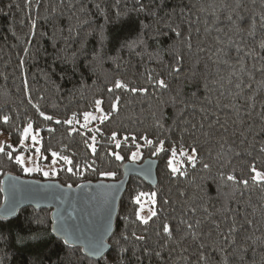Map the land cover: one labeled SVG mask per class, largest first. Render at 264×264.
Instances as JSON below:
<instances>
[{"label": "trees", "instance_id": "1", "mask_svg": "<svg viewBox=\"0 0 264 264\" xmlns=\"http://www.w3.org/2000/svg\"><path fill=\"white\" fill-rule=\"evenodd\" d=\"M140 3L146 5L144 12L138 10ZM228 15H232L231 21ZM261 16L264 0H32L30 5L27 0H0V133L18 147L13 157L30 154L33 148L21 146L20 141L24 128L31 124L39 135L41 161L51 163L55 152L60 162L56 176L46 179L40 174L26 175L14 159L0 153V206L3 179L9 174L71 187L120 180L123 166L131 162L135 150L133 136L142 145L143 155L137 163L158 161L154 187L130 178L103 258H90L79 247L65 246L52 229V209L26 207L10 218H0V264H116L120 247L127 249L123 264H197L199 249L185 232L182 219L203 221L204 233L212 229L211 238L205 234L204 241H218L215 246L226 249L213 253L215 264H264V186L250 180L248 188H234L231 182L219 179V173L233 169L238 177L249 179L252 165L264 172V152L260 151L264 146ZM166 25L179 26L185 37L190 34L191 50ZM142 33L146 46L131 52L120 50L125 40ZM237 46L246 65L247 74L242 77ZM244 52L250 55L244 56ZM178 54L183 55L184 63L175 74L171 66ZM234 71L236 75H232ZM149 74L165 79L168 88H153L147 82ZM238 77L244 82L240 89L235 87ZM116 79L129 87L149 88L150 94L133 95L121 89L109 93L107 89ZM116 97L119 103L113 111ZM96 100L102 101L100 107L108 119L84 127V114L96 110ZM41 112L53 119L45 120ZM4 115L10 117L6 124ZM144 136L154 142L163 139L165 151L153 156L152 149L144 146ZM192 146L198 149L201 161L211 165L209 170H203L200 162L196 168L187 164L181 151ZM173 149L174 163L183 166L186 176L174 177L167 168ZM117 152L123 160L115 159L112 153ZM64 156L71 165L59 159ZM69 167L72 172L67 171ZM108 172L115 177L102 175ZM139 192L156 193L158 216L148 225L137 221L139 205L131 202ZM141 202L144 208L153 207L147 197ZM191 207L197 210L195 216ZM233 220L243 227L234 235L236 243L229 246L217 236L213 222L227 232ZM164 222L177 229L171 241L156 234ZM133 232L144 235L145 240L136 241ZM35 233L42 236L40 242H18L20 236Z\"/></svg>", "mask_w": 264, "mask_h": 264}, {"label": "snow or ice", "instance_id": "2", "mask_svg": "<svg viewBox=\"0 0 264 264\" xmlns=\"http://www.w3.org/2000/svg\"><path fill=\"white\" fill-rule=\"evenodd\" d=\"M31 2H32V0H27V3L29 5L31 4ZM138 2H139V0H138ZM150 2H152V0H150ZM97 7H99V6L97 5ZM237 7H239V4H237ZM138 10L140 12H144L146 10V5L143 3H140V7ZM152 15H155V13L153 12ZM227 19L229 21H231L232 15H228ZM260 19L262 22H264V16H261ZM84 23H87V21H84ZM255 25H256V21L253 20L252 25H251L253 30L255 29ZM31 27L33 30L36 28L35 21L32 22ZM147 27H148L147 25H142V28H147ZM166 27L169 29V31L171 33L174 34V36L176 38L184 40L188 49L191 50L192 43H191V35L190 34L187 37H185L183 35V33L179 30V26L173 28L170 25H166ZM72 31H73V29L70 27L68 29L70 38H71ZM31 35L34 36L35 31H32ZM159 35H163V33L161 32V33H159ZM102 39H106V37H102ZM141 45L146 46V42L143 38V33L141 35L137 36L135 39L125 40L120 45V50L127 48L131 52V51L135 50V48H137L138 46H141ZM260 47L262 50H264V43H262L260 45ZM241 51L242 50L239 48V46H237L236 52H237L238 64H239L238 71L242 77L244 74H247V73H246V65L244 63V60L242 57L239 56ZM27 53H28V49L26 48L25 54H27ZM248 55H250V52H244V56H248ZM116 58L118 59L119 55ZM261 59H264V57H261ZM175 60H176V63L171 66V71L175 74H179L182 70V67H183L184 57H183V55L178 54L175 57ZM23 64H24V61L21 60L20 66L23 67ZM232 75H236V71H234L232 73ZM241 77H238V82L235 85V87L237 89H240L244 83L243 79ZM251 78L252 77L249 75V79H251ZM147 82L153 88H157L160 90H165L168 88V83L166 82L165 79H163V78H155L154 79L151 74L148 75ZM229 83H232L231 79H229ZM206 87H207V85H206ZM248 87H251V85L249 84ZM25 88L27 89V81L26 80H25ZM114 89H121L124 91H130L133 95L140 94L143 96H147L150 94L149 88L129 87V84L126 83L125 81H122L121 79H116L113 82L112 87H109L107 89V91L109 93H112L114 91ZM29 103H31V99H29ZM101 103H102L101 100L95 101L96 109L98 111H101V113H102V115L99 117V119L101 120V122H103L104 120L108 119V115L103 114V110L100 107ZM118 103H119V97H116L115 103L112 104V110L113 111L117 110ZM33 107L37 108V111H39V108L37 105L34 104ZM201 111H203V109H201ZM40 115L43 116L45 120H52L53 119L52 116L44 115V113H42V112L40 113ZM9 119H10V117L7 115H4L2 117V121L5 124L9 121ZM95 119H97V117L92 116L91 114H88V113L84 114V120L86 122L89 120H95ZM216 122L219 123V120H217ZM56 123H60V121L57 120ZM66 123L72 124V120H68V121H66ZM84 127H87L86 123H85ZM192 127H193V129H195L196 125H192ZM200 127L203 128L204 125L201 124ZM221 127H224V126L221 125ZM31 129H32L31 124H29L26 128H24L23 134L21 137V141H20L21 146H23L24 140H26L29 137ZM49 131H51V129H49ZM73 131H75V129H73ZM97 131H99V129H97ZM225 131H227L226 128H225ZM0 134H2V133H0ZM115 138H116V136H115V134H113L112 139L115 140ZM92 139L95 140V136H93ZM124 139H125V141L129 140L128 137H125ZM142 139L144 141V146L152 149V155L153 156H158L160 153L165 151V141L163 139H159L155 142L152 139H149L147 136L142 137ZM31 140H32L33 145H36L39 143L36 135H32ZM131 141L134 144L135 150L131 152V155L129 158L133 162H136L138 159L142 158V155H143V153L141 151L142 145L139 142H137V138L135 136L131 137ZM116 147L119 148L120 144L117 143ZM6 148L10 149V150L5 152ZM260 151L264 152V146H262L260 148ZM14 152H17V149L14 148L12 145L0 144V153L6 154L8 159H10V160L14 159L15 163L18 164L24 170L25 173L42 171L38 166L26 167L24 156L23 155H16L15 157H13ZM35 152L37 155H39L40 154V148L37 147L35 149ZM92 152L95 153V147H92ZM112 154L115 156V159L118 161H121L124 159V157L121 156L118 152L112 153ZM181 155L183 157H185L187 164L191 168H196L198 162L201 163V167L203 170L207 171L211 168V165L209 163L201 161L199 151L195 146H192L189 151H181ZM175 156H176V151L173 149L172 150L173 159H169L167 161V168L170 170V173L174 177L177 175H179L181 177L186 176L187 172L183 169V166L181 165L178 167L174 163ZM57 157H58V154L53 152L52 153V161H51V163L53 165H55L57 163ZM59 159H62L63 162L67 165L72 164V161L66 156L59 157ZM32 162L33 161L31 159V157H29L28 163H32ZM93 170H95V169H93ZM67 171L72 172V167H69L67 169ZM141 171L144 173H147V171H149V170L141 169ZM250 172H251L250 178L245 179L242 177H238L235 174V169H233L229 173H224V172L219 173V179L225 183L231 182V185L234 188H239L240 186H243L244 188H248L250 180L255 185L264 186V172L257 170L255 165L250 166ZM42 174L45 178H48L50 176L49 171H43ZM51 175L55 176L56 172L52 171ZM102 175L112 177V178L115 177V173H112V172L102 173ZM68 187L71 188V185H69ZM108 187L115 188L116 186L110 185ZM142 197H147V199L150 200L151 204L153 205L152 208H149L147 216L141 214L144 211V204L141 202ZM12 199H13V204L11 206H0V218H3V217L10 215L15 210V195H13ZM131 202L135 205H139V209L135 213L137 221H139L143 225H148L150 221L154 222V218L158 216V213L155 210V205H156V193L155 192H153L151 194L139 192L135 196L132 197ZM164 203L167 204L168 201H164ZM189 211L191 212V214L193 216H195L197 210L195 207H191L189 209ZM204 211L207 213L206 208L204 209ZM211 215H212L211 213H208L209 217ZM70 217H71V214H69L68 217H60L59 215L57 216L56 225H55L53 231L58 236V238H60L62 240V242L64 243V245L68 246V247L75 246L77 244V242H80V247L82 248L83 251H85L86 255H88L89 257L103 258L104 254H105V247H106L105 237L109 236L110 234H113V233H111L112 209L109 207H105L103 209L102 217L97 219V220H94V221L90 220L86 226L70 224L69 223ZM180 223L182 225H184L185 232L187 233L188 236H190L192 238V241L197 245V247L199 249L197 264H215V257L213 255V253L218 254L220 252L226 251V249L222 245L219 247L215 246L219 243L218 241H213L212 243H206L204 241V239L202 238L203 235L206 234L209 238H211L212 229L210 228V230L207 231V233H204L203 229H202L203 221L198 220V219L195 221H189V220L182 219L180 221ZM247 223L249 225H251V221H247ZM242 227H243V225L238 226L237 223L235 222V220H233V223L228 227L227 232H225L221 229L220 223L213 222V228L216 231L217 236L221 237L224 242H227L229 244V246L234 245L236 243V241L234 239V235ZM176 232H177L176 228H174L170 223L164 222L161 224V226L158 229L156 234L158 236H162L167 241H171L175 238ZM121 235L123 236V234H121ZM132 236L134 237V239L136 241H144L145 240L144 235L137 234L136 232H133ZM41 239H42V236L39 233H35V234H28V235L20 236L18 242L25 243V242L31 241L32 243H38L41 241ZM123 239L126 240V239H128V237L123 236ZM117 244H119V241H117ZM126 251H127V249L123 248V247H120L118 249L119 256H118V259L116 261V264H123V253H125ZM185 251H187V249H185ZM145 254H147V249H145ZM155 255L159 257L160 252L156 251ZM225 264H226V261H225Z\"/></svg>", "mask_w": 264, "mask_h": 264}, {"label": "water", "instance_id": "3", "mask_svg": "<svg viewBox=\"0 0 264 264\" xmlns=\"http://www.w3.org/2000/svg\"><path fill=\"white\" fill-rule=\"evenodd\" d=\"M157 167L158 161L153 159L145 160L142 163L127 162L123 166V177L120 180L85 183L71 188L57 181H39L6 175L3 179L4 200L2 206H11L13 195H15V210L5 218L14 216L23 208L34 207L36 209H52V229L56 225L58 215L68 217L69 214H71L70 224L86 226L90 220L101 218L103 209L109 207L112 209L111 233H113L120 200L127 189L130 178H139L154 187L157 183ZM141 169L149 171L144 173ZM110 185L116 187L110 188L108 187ZM111 236L112 234L105 237V254L109 250L108 241ZM74 247L81 248L80 242H77ZM83 252L86 255L85 251ZM90 258L98 259L97 257Z\"/></svg>", "mask_w": 264, "mask_h": 264}, {"label": "rangeland", "instance_id": "4", "mask_svg": "<svg viewBox=\"0 0 264 264\" xmlns=\"http://www.w3.org/2000/svg\"><path fill=\"white\" fill-rule=\"evenodd\" d=\"M89 114H91L92 116H95V117H97V119H95V120H89V121H84L83 122V124L85 125V123L86 124H89L90 122H93V121H96V120H100L99 119V117L102 115V113H101V111H98L97 109L94 111V112H91V113H89ZM104 114V113H103ZM32 135H36L37 136V140L39 141V143H40V139H39V135L37 134V133H35L34 131H33V129H31V132H30V134H29V137L26 139V140H24V142H23V146L25 147V148H27V147H31V148H33V152H31L30 154H24V153H20V154H16V155H23L24 156V158H25V166L26 167H36V166H38L42 171H36V172H32V173H25L26 175H33V174H40V176L42 177V178H45L44 176H43V174H42V172L43 171H49L50 172V176L48 177V178H46V179H52V178H54L55 176H52L51 175V172L52 171H55L56 172V174H57V170H58V168H59V166H60V162L59 161H57V163L55 164V165H53L52 163H49V164H46V163H43L42 161H41V153L39 154V155H37L36 154V152H35V149L38 147V148H40V145H39V143L38 144H36V145H33L32 144V140H31V136ZM0 144H5V145H7V144H10V145H12L14 148H16V149H18V147H16V146H14L13 144H12V142H11V140H10V138L9 137H6V136H4V135H2V134H0ZM20 145H21V143H20ZM10 150V149H9ZM29 157H31V159H32V163H28V158ZM139 160V159H138ZM137 160V161H138ZM136 161V162H137ZM131 162H133L132 160H131ZM148 208H144V211L141 213L142 215H145V216H147L148 215Z\"/></svg>", "mask_w": 264, "mask_h": 264}]
</instances>
